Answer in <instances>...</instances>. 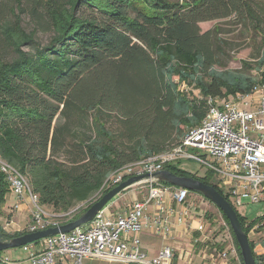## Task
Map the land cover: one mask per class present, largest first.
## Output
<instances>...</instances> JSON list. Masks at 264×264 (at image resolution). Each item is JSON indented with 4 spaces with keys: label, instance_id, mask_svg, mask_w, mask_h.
I'll list each match as a JSON object with an SVG mask.
<instances>
[{
    "label": "trees",
    "instance_id": "16d2710c",
    "mask_svg": "<svg viewBox=\"0 0 264 264\" xmlns=\"http://www.w3.org/2000/svg\"><path fill=\"white\" fill-rule=\"evenodd\" d=\"M211 21L247 29L259 39V56L242 61L241 70L219 69L228 41L218 27L201 32L199 25ZM41 29L51 33L45 45ZM261 85L264 0H0V158L56 215L112 190L106 182L125 166L177 146L205 118L207 99L249 96ZM165 169L213 186L248 236L255 227L264 232V217L247 223L210 172ZM8 192L0 170V215ZM27 233L9 234L0 224V241ZM250 245L256 264H264L257 242Z\"/></svg>",
    "mask_w": 264,
    "mask_h": 264
},
{
    "label": "built area",
    "instance_id": "2783aa9c",
    "mask_svg": "<svg viewBox=\"0 0 264 264\" xmlns=\"http://www.w3.org/2000/svg\"><path fill=\"white\" fill-rule=\"evenodd\" d=\"M248 98H251L250 102ZM241 103L245 108L240 106ZM207 105L208 111L201 124L188 130L177 146L166 153L125 166L106 182L107 187H117L126 178L149 175L126 190L136 193L137 188H144L147 194L143 200L135 199L126 207L109 204L90 223L70 233H60L30 244H39L40 248L32 251L27 260L6 258L4 264H64L65 260L70 264H85L86 258L130 264H173L176 258L171 246H163L156 259L148 261L140 241L145 228L164 238L172 236L173 218L179 224L188 225L189 251L194 257L199 245H218V240H214L218 228H212L205 208L208 200L198 195L197 202L192 201V192L165 185L154 175L166 170L167 164L174 165L182 159L194 160L206 167L212 174V182L229 197L237 210L247 202H263L264 85L257 87L249 96L230 100L209 98ZM190 150L198 153L192 154ZM0 170L18 200L28 199L31 206L30 223L26 227L28 233L68 224L77 212L78 208L63 215L50 212L40 205L28 179L1 158ZM150 207L154 208L151 215ZM16 209L19 210L18 205ZM60 218L69 219L61 222ZM6 224H11V221L6 219L1 225L5 232ZM256 228L251 229L249 236ZM232 257L233 249L225 248L218 253L221 264ZM209 259L214 261L215 256L210 254Z\"/></svg>",
    "mask_w": 264,
    "mask_h": 264
},
{
    "label": "rangeland",
    "instance_id": "374dc122",
    "mask_svg": "<svg viewBox=\"0 0 264 264\" xmlns=\"http://www.w3.org/2000/svg\"><path fill=\"white\" fill-rule=\"evenodd\" d=\"M171 1H177V0H171ZM28 11H26L24 15V26L27 30H30L29 28V18H28ZM200 29L202 33L212 31L214 28L218 27L222 30V37L228 41L226 47L227 51L225 55L219 60V69H229V70H241L242 69V61H250L253 62L258 56H259V39L255 37V35L248 32L247 29L241 26H237L236 24L232 22L227 21H211V22H205L201 23ZM51 33L39 30L37 34L38 40L41 42V44H47L50 40ZM26 50H29L26 48ZM13 57V54H12ZM248 102L251 101V98L247 99ZM241 107L245 108L243 103L240 104ZM116 128V126H115ZM190 153L197 154L198 152L196 150H190ZM175 167L179 168L181 171L197 175L199 177H204L208 170L206 167L202 166L199 162L194 160H187L182 159L179 162H175ZM136 191L139 193L140 197L145 198L146 197V190L144 188H137ZM191 199L192 201H196V198L198 199V195L196 193H192ZM121 194L116 196L109 204L115 203V206L120 207H126L129 206V199L128 197H123L119 200ZM101 194L97 193L93 195L88 203L96 202L100 199ZM118 200V201H117ZM205 205V208L208 210V219L209 217L211 220H209L210 224L212 225V228H218V231L214 234L215 239L222 243L223 246L219 247V245L215 244L212 246L211 244L208 247H205V245H199L196 249L194 255L190 254L189 244L187 243V248L184 252L181 253V257L173 262V264H221L218 258L219 251L222 252L225 250V248L233 249V255L234 257L231 258L230 261L226 262V264H237L238 260L240 261L238 254L236 252V248L233 242L232 236L229 234L227 229V225L222 217L221 212L218 210V208L213 205L210 201H208ZM88 203H81L77 205L75 209L81 210L85 208ZM108 204V205H109ZM48 209V208H46ZM74 209V210H75ZM238 213L241 217L245 219L247 223H251L257 218L264 217V201L259 202L256 204H252L250 202H247L242 208H239ZM15 215V212H9V209L6 210L5 208L2 210L0 219L9 218L10 221L13 220V217ZM19 228L21 231L26 230L24 227L27 224L26 220H19ZM1 222V221H0ZM18 228V227H17ZM250 233V232H249ZM250 235V234H249ZM250 240H254L257 242L258 245H261V241L264 240V232L257 233L256 231L252 236H249ZM140 241L142 249L144 248L147 252L146 259L148 261H154L156 256H158V246L160 243V239H158L156 236L150 235V237L147 239L144 236V233L140 234ZM257 245V246H258ZM36 248H40L39 244L37 245H26L23 247H17L12 248L3 252H0V257L2 259L9 258L11 260L16 261H23L27 260L30 257V254L32 251H34ZM216 249L217 251H214ZM213 254L215 256V260L211 261L209 259V255ZM207 256L204 258V256ZM237 260V261H236ZM197 262V263H196ZM201 262V263H200ZM64 264H70L69 261L65 260ZM85 264H130L126 262H116V261H108L104 259L99 258H86Z\"/></svg>",
    "mask_w": 264,
    "mask_h": 264
},
{
    "label": "water",
    "instance_id": "95a60500",
    "mask_svg": "<svg viewBox=\"0 0 264 264\" xmlns=\"http://www.w3.org/2000/svg\"><path fill=\"white\" fill-rule=\"evenodd\" d=\"M154 176H156L160 182H166L171 186L184 188L192 193L199 194L208 201H210L213 205H215L226 216L229 221L231 229L234 232L237 243L241 250V255L244 264H256L250 245L249 236L244 232L237 212L232 207V205L213 186L207 185L201 182L200 180H196L194 178L176 176L168 170L161 171L155 174ZM146 177H149V175L133 177L121 183L117 187L113 188L112 190L104 194L98 201H96L87 210V212L76 221L70 222L68 224L56 228H49L35 233H28L21 237L14 238L11 241H0V252L12 248L30 245L42 239H45L50 236H55L60 233H70L73 230L90 223L96 217V215H98L105 207H107L108 204L116 196L126 191L132 185Z\"/></svg>",
    "mask_w": 264,
    "mask_h": 264
},
{
    "label": "crops",
    "instance_id": "0c3cea01",
    "mask_svg": "<svg viewBox=\"0 0 264 264\" xmlns=\"http://www.w3.org/2000/svg\"><path fill=\"white\" fill-rule=\"evenodd\" d=\"M123 197H128L129 206L132 204V202L135 199L143 200V198L140 197L139 193L137 195V192L135 193V192H133L131 190L130 191H126V192H122L119 200L122 199ZM6 202L7 203H6L5 209L6 210L9 209V212H12V213L15 212L13 220L14 219L16 220V222L15 221H11V224H9V225L6 224V230H7V232H10L9 234L20 232L21 230L19 228V223H20L19 220L22 219V220H26L27 221V224L24 227V229L30 223L31 206L28 203V199L26 201H19L17 196L11 191V189L9 187V192L6 195ZM17 205L19 206V210L16 209ZM149 211L151 212L150 215L153 214L154 213V208L150 207ZM0 221H1L0 224L2 225L3 222L6 221V220L5 219H2V220L0 219ZM172 223H173V233H172L173 235L168 237V238H164V237L156 234L155 232H153V230H151L149 228H145L142 233H144V236L147 239L150 237V235L156 236L158 239H160V243H159V246H158V251H160V249L163 246H165V245L171 246L173 248L174 252H175V258H176L175 261H177L179 259V257H181V253L186 250L187 243L189 244L188 225L185 224V223L184 224H179V222L175 218L172 219ZM218 242L221 243L220 241H218ZM143 250L145 251L144 248H143ZM255 251L257 252V254H260V255L264 254V247L262 245H258L256 247ZM223 264H226V263L224 262ZM237 264H241V262L238 260Z\"/></svg>",
    "mask_w": 264,
    "mask_h": 264
}]
</instances>
